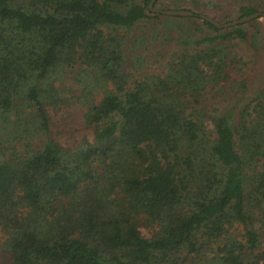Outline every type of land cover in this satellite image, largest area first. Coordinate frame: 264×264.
<instances>
[{"label":"trees","instance_id":"1","mask_svg":"<svg viewBox=\"0 0 264 264\" xmlns=\"http://www.w3.org/2000/svg\"><path fill=\"white\" fill-rule=\"evenodd\" d=\"M149 2L0 0L9 264H264V90L251 108L213 114L214 94L249 82L237 47L255 46L242 26L257 18L217 28L199 17L214 34L189 28L172 38L164 73L132 79L127 35L151 14L195 16ZM260 8L245 4L238 18ZM68 73L75 90L62 87ZM76 102L91 135L64 146L49 136L47 107Z\"/></svg>","mask_w":264,"mask_h":264},{"label":"rangeland","instance_id":"2","mask_svg":"<svg viewBox=\"0 0 264 264\" xmlns=\"http://www.w3.org/2000/svg\"><path fill=\"white\" fill-rule=\"evenodd\" d=\"M248 3L261 6L259 12L263 14L255 20V24L242 26L243 29L253 34L255 46L250 47L245 43H240L237 47L244 60L248 62L244 69L245 77L249 79V82L246 83V86L244 84L236 85L231 98H227L231 94L230 92L225 96L214 94V97H218L217 99H221V101L217 104V110L213 114L222 115L227 111L236 112L241 106L248 107L250 104L251 108L254 95L258 91L264 90V0H159L154 7L151 5L153 9L151 11L183 10L193 12L195 16H192L191 19L185 17L169 19L165 16L155 18L151 14L149 20L136 26L127 35L126 73L132 79L142 78L145 74L164 73L177 49L173 37L188 32L189 28L196 31L197 37L214 34V31L202 25L199 15H207L220 23H226L239 19V8ZM136 56H139L142 61L135 59ZM71 77L70 73L66 75L62 87L71 86L75 90L77 88L72 84ZM95 94L91 99L97 103L100 94ZM47 111L51 119L49 136L55 141L69 146L84 136L90 138L91 133L82 121L84 110L77 102L57 108L47 107ZM207 126L213 130L210 120H208ZM141 231L146 234L142 229ZM9 262L10 254L0 247V264H9Z\"/></svg>","mask_w":264,"mask_h":264},{"label":"water","instance_id":"3","mask_svg":"<svg viewBox=\"0 0 264 264\" xmlns=\"http://www.w3.org/2000/svg\"><path fill=\"white\" fill-rule=\"evenodd\" d=\"M154 1L155 0H150V2L148 4L149 9H152L151 5L153 4ZM154 11L161 13V14L170 15V16H190L192 14L190 11H183V10H154ZM262 15L263 14L258 11V12H254L252 14L246 15L244 17H241L239 19H236V20L230 21V22H226V23H220V22L216 21L215 19H213L207 15H199V17L203 20H206L207 22H209L210 24H212L213 26H215L217 28H227V27L238 25V24H243V23L248 22L250 20H253L255 18H259Z\"/></svg>","mask_w":264,"mask_h":264}]
</instances>
